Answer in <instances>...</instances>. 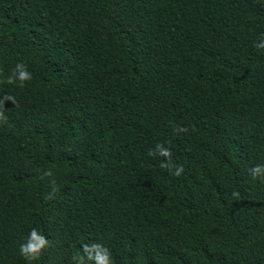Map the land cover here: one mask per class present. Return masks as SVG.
<instances>
[{
  "label": "trees",
  "instance_id": "1",
  "mask_svg": "<svg viewBox=\"0 0 264 264\" xmlns=\"http://www.w3.org/2000/svg\"><path fill=\"white\" fill-rule=\"evenodd\" d=\"M262 35L264 0H0V81L33 74L0 83L19 103L0 126V264H28L33 228L51 241L34 264L90 242L114 264H264L247 172L264 164Z\"/></svg>",
  "mask_w": 264,
  "mask_h": 264
},
{
  "label": "clouds",
  "instance_id": "2",
  "mask_svg": "<svg viewBox=\"0 0 264 264\" xmlns=\"http://www.w3.org/2000/svg\"><path fill=\"white\" fill-rule=\"evenodd\" d=\"M257 50H264V35L254 44ZM33 74L28 70L27 65L24 62H18L10 70V74L0 83H4L11 86H19L23 88L27 83L31 82ZM9 103L15 107H19V103L15 96L10 94L0 95V126L6 125L9 122V118L6 115ZM188 129L186 127H174L173 132L176 135L186 133ZM150 157L162 158L160 161V167L173 173L176 177H180L184 168L182 165H177L173 162L172 152L169 148L165 147L163 143H157L154 148L148 150ZM248 175L252 181H257L264 184V164H256L253 167L247 169ZM46 177H53V171L48 170L44 174ZM52 189L48 195V199H54L55 194L59 191L56 187L55 180L51 181ZM234 198H239L238 192H233ZM51 241L42 235L38 229L33 228L29 232L25 242L19 246V253L21 257L28 262V264H34L38 261L45 250L50 246ZM83 256H74V264H114L111 250L103 243L90 242L82 245Z\"/></svg>",
  "mask_w": 264,
  "mask_h": 264
}]
</instances>
